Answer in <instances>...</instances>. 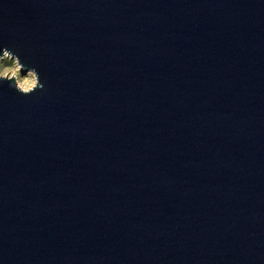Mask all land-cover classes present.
<instances>
[{
  "label": "water",
  "instance_id": "1",
  "mask_svg": "<svg viewBox=\"0 0 264 264\" xmlns=\"http://www.w3.org/2000/svg\"><path fill=\"white\" fill-rule=\"evenodd\" d=\"M0 264H264V0H0Z\"/></svg>",
  "mask_w": 264,
  "mask_h": 264
},
{
  "label": "clouds",
  "instance_id": "2",
  "mask_svg": "<svg viewBox=\"0 0 264 264\" xmlns=\"http://www.w3.org/2000/svg\"><path fill=\"white\" fill-rule=\"evenodd\" d=\"M7 84L21 96L46 91L35 67L21 63L19 55L8 48H0V85Z\"/></svg>",
  "mask_w": 264,
  "mask_h": 264
}]
</instances>
